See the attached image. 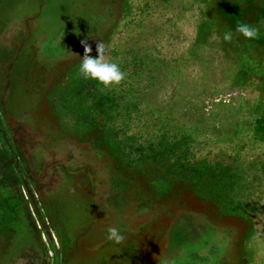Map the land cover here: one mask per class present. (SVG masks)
<instances>
[{
  "label": "rangeland",
  "instance_id": "rangeland-1",
  "mask_svg": "<svg viewBox=\"0 0 264 264\" xmlns=\"http://www.w3.org/2000/svg\"><path fill=\"white\" fill-rule=\"evenodd\" d=\"M100 3L0 0V264H264V0Z\"/></svg>",
  "mask_w": 264,
  "mask_h": 264
},
{
  "label": "clouds",
  "instance_id": "clouds-1",
  "mask_svg": "<svg viewBox=\"0 0 264 264\" xmlns=\"http://www.w3.org/2000/svg\"><path fill=\"white\" fill-rule=\"evenodd\" d=\"M236 32L247 40H254L259 36L258 29L246 23L238 24ZM232 38L233 34L230 31L226 32L223 36V40L226 42H230ZM81 44L84 49V54L80 58L81 63L78 74L83 79L93 80L105 89L118 86L126 79L127 73L121 69L117 62L110 59V49L103 41H98L96 44V57L90 55L92 48L87 43V40H82ZM106 238L114 244L119 245L124 241L125 236L119 228L109 227Z\"/></svg>",
  "mask_w": 264,
  "mask_h": 264
},
{
  "label": "crops",
  "instance_id": "crops-1",
  "mask_svg": "<svg viewBox=\"0 0 264 264\" xmlns=\"http://www.w3.org/2000/svg\"><path fill=\"white\" fill-rule=\"evenodd\" d=\"M96 5H100L101 0H92ZM54 68L53 64H50V68L47 69V72L52 71V69ZM130 258L132 261H134V255H130ZM139 258V257H138ZM139 261H141L142 264H150V254L149 255H142V259H138ZM140 263V262H139Z\"/></svg>",
  "mask_w": 264,
  "mask_h": 264
}]
</instances>
